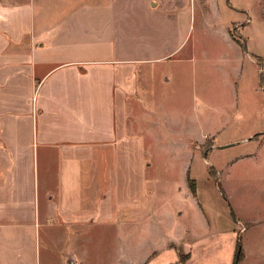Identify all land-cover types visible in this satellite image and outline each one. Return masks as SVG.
<instances>
[{
  "label": "rangeland",
  "instance_id": "obj_1",
  "mask_svg": "<svg viewBox=\"0 0 264 264\" xmlns=\"http://www.w3.org/2000/svg\"><path fill=\"white\" fill-rule=\"evenodd\" d=\"M29 1L34 26L42 20L58 22L76 56L92 57L103 49L114 58L165 56L136 60V66L143 64L154 73L150 77L155 96L147 95V102L155 103L159 116L208 131L211 139L193 143L199 149L184 155L191 163L189 186L195 193L187 186L182 157L170 156L164 139L160 150L147 156L152 162L147 185L155 186L159 196L153 204L167 203L175 214L177 204L184 206L164 230L177 239L179 257L186 250L192 264H234L239 246L238 264H264V0ZM230 26L233 35L242 37V59L228 40ZM19 99L27 100L26 91ZM28 178L29 172H21V186L29 188ZM42 199H1L17 223L0 225V264H54L63 256V249L47 242L50 229L42 216ZM31 220L33 225L25 223ZM123 223L83 230L81 242L89 249V263L122 264L127 257L142 258L154 240L155 255H168L162 232L150 221L140 226ZM132 226L136 231L128 237ZM208 237L209 249L199 242ZM187 260L175 263L190 264Z\"/></svg>",
  "mask_w": 264,
  "mask_h": 264
},
{
  "label": "crops",
  "instance_id": "obj_2",
  "mask_svg": "<svg viewBox=\"0 0 264 264\" xmlns=\"http://www.w3.org/2000/svg\"><path fill=\"white\" fill-rule=\"evenodd\" d=\"M32 8L29 0H0V201L43 198L42 216L50 229L47 242L63 249L54 264H91L89 249L81 242L84 229L117 222L140 226L147 221L162 232L168 255H155L154 240L145 256L127 257L122 264H174L180 258L179 245L164 227L184 206L177 204L175 214L167 203L153 204L159 196L155 186L147 185L152 165L147 156L156 154L164 139L170 156L182 157L189 186L191 163L184 155L199 149L193 143L208 141L211 133L171 116L163 118L155 103L147 102V95L155 96L150 77L154 73L143 64L136 66V60L165 56L114 58L104 49L92 57L76 56L58 22L42 20L34 26ZM228 33L232 49L242 59V37L233 35L231 26ZM200 76L205 81L204 74ZM201 88L205 90V84ZM23 91L25 102L19 99ZM180 95L186 96L183 90ZM23 171L29 172V188L21 186ZM11 214L0 202V225L17 223ZM133 230L135 226L127 230L128 237ZM199 242L209 249V237Z\"/></svg>",
  "mask_w": 264,
  "mask_h": 264
},
{
  "label": "trees",
  "instance_id": "obj_3",
  "mask_svg": "<svg viewBox=\"0 0 264 264\" xmlns=\"http://www.w3.org/2000/svg\"><path fill=\"white\" fill-rule=\"evenodd\" d=\"M191 180V179H190ZM191 189L193 190V192L195 193L196 192V189H193L192 187H191ZM238 251V250H237ZM188 257H189V253H184V252H181L180 253V263L181 262H184V263H186V260L188 259ZM178 262V263H179ZM178 263H174V264H178Z\"/></svg>",
  "mask_w": 264,
  "mask_h": 264
},
{
  "label": "water",
  "instance_id": "obj_4",
  "mask_svg": "<svg viewBox=\"0 0 264 264\" xmlns=\"http://www.w3.org/2000/svg\"><path fill=\"white\" fill-rule=\"evenodd\" d=\"M244 46L247 49L246 42H245ZM222 146H224V145H222ZM240 252H241V247L239 246L237 254H236V257H235L234 264H238L239 263Z\"/></svg>",
  "mask_w": 264,
  "mask_h": 264
}]
</instances>
